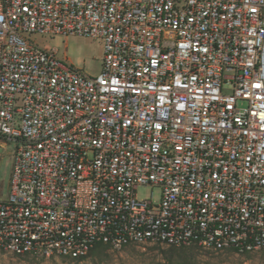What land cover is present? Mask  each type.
<instances>
[{
    "label": "built area",
    "instance_id": "built-area-1",
    "mask_svg": "<svg viewBox=\"0 0 264 264\" xmlns=\"http://www.w3.org/2000/svg\"><path fill=\"white\" fill-rule=\"evenodd\" d=\"M35 35L101 40L99 73ZM0 139L8 253L264 249V0H0Z\"/></svg>",
    "mask_w": 264,
    "mask_h": 264
},
{
    "label": "rangeland",
    "instance_id": "rangeland-1",
    "mask_svg": "<svg viewBox=\"0 0 264 264\" xmlns=\"http://www.w3.org/2000/svg\"><path fill=\"white\" fill-rule=\"evenodd\" d=\"M32 38L46 49H55L60 59L84 73L91 76L99 73L103 59L101 40L88 37L48 38L37 35ZM238 106L243 108L245 103L240 102ZM13 157V143L0 139V200L6 198L8 193ZM136 193L138 199L156 200L160 189L147 186L139 188ZM0 264H264V249L238 253L231 248L213 251L199 245L175 247L145 243L114 250L101 245L98 248L93 247L86 257L79 259L14 255L0 249Z\"/></svg>",
    "mask_w": 264,
    "mask_h": 264
},
{
    "label": "trees",
    "instance_id": "trees-1",
    "mask_svg": "<svg viewBox=\"0 0 264 264\" xmlns=\"http://www.w3.org/2000/svg\"><path fill=\"white\" fill-rule=\"evenodd\" d=\"M99 246H101V245L100 244L95 245L94 248H98ZM84 257H86V256H84ZM84 257H82V258H84Z\"/></svg>",
    "mask_w": 264,
    "mask_h": 264
}]
</instances>
